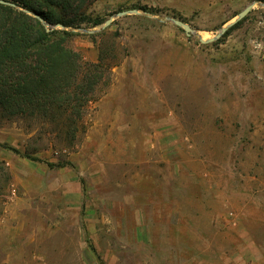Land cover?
<instances>
[{"label":"rangeland","instance_id":"374dc122","mask_svg":"<svg viewBox=\"0 0 264 264\" xmlns=\"http://www.w3.org/2000/svg\"><path fill=\"white\" fill-rule=\"evenodd\" d=\"M85 6L77 66L0 106V264H264V0Z\"/></svg>","mask_w":264,"mask_h":264},{"label":"trees","instance_id":"16d2710c","mask_svg":"<svg viewBox=\"0 0 264 264\" xmlns=\"http://www.w3.org/2000/svg\"><path fill=\"white\" fill-rule=\"evenodd\" d=\"M8 1L15 6L0 3V106L15 104L25 110L49 92L58 66H77V53L69 46L73 34L65 28L90 21L85 5L94 0ZM26 10L50 25L61 23L63 28L48 29ZM88 79L90 86L93 78Z\"/></svg>","mask_w":264,"mask_h":264},{"label":"water","instance_id":"95a60500","mask_svg":"<svg viewBox=\"0 0 264 264\" xmlns=\"http://www.w3.org/2000/svg\"><path fill=\"white\" fill-rule=\"evenodd\" d=\"M0 3L1 4H7V5L15 6V4L13 2L8 1V0H0ZM251 8H252V4L247 5L244 9H242L241 11H239L237 13V16H236L235 19H233L232 21H230L226 25L222 26L215 35H213L212 37H210L208 39L199 38V41L201 43H209V42H212V41L218 39L222 34H224V32L227 30L228 27L232 26L233 24H235L236 22L241 20L250 11ZM127 13H138V10L137 9L123 10V11L118 12L117 15H124V14H127ZM33 15L35 17H37L38 19L42 20L39 15H37V14H33ZM169 19L174 24L182 27V29L184 30L186 35H190L193 32V29L191 28V26L189 24L183 22L182 20L177 19V18H169ZM111 21H112V18H108L105 21V24L108 25V24H110ZM55 26L63 27V25L61 23H56Z\"/></svg>","mask_w":264,"mask_h":264}]
</instances>
